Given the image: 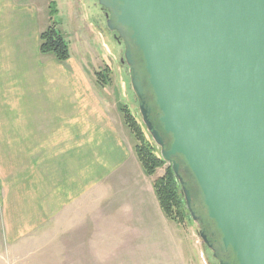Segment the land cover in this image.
Listing matches in <instances>:
<instances>
[{
  "label": "crops",
  "instance_id": "1",
  "mask_svg": "<svg viewBox=\"0 0 264 264\" xmlns=\"http://www.w3.org/2000/svg\"><path fill=\"white\" fill-rule=\"evenodd\" d=\"M53 1L0 0V264H125L168 217L118 107L72 49L41 52Z\"/></svg>",
  "mask_w": 264,
  "mask_h": 264
},
{
  "label": "water",
  "instance_id": "2",
  "mask_svg": "<svg viewBox=\"0 0 264 264\" xmlns=\"http://www.w3.org/2000/svg\"><path fill=\"white\" fill-rule=\"evenodd\" d=\"M98 3L193 220L211 222L237 264H264V0Z\"/></svg>",
  "mask_w": 264,
  "mask_h": 264
},
{
  "label": "rangeland",
  "instance_id": "3",
  "mask_svg": "<svg viewBox=\"0 0 264 264\" xmlns=\"http://www.w3.org/2000/svg\"><path fill=\"white\" fill-rule=\"evenodd\" d=\"M61 19L67 25L65 30L68 33H65V31L64 33L71 38L70 45L76 63L85 66L87 72L90 73L88 77L91 76V79L93 78V81L98 83L100 89H104V100L108 101L107 103L112 105L113 109L118 107L121 116L120 104L129 107L141 124L146 138L155 147V152L161 155V148L154 141L143 122L138 98L132 86L129 67L126 62H120L122 56L120 53L123 46L118 44L108 31L106 27L107 17L98 0H63V5L59 4V9L56 7L52 22L58 26L57 23L61 22ZM60 28L63 30L62 25H60ZM65 34L63 35L65 36ZM103 71H105L104 73L109 72L108 77H102L99 74ZM105 79L108 80L105 81ZM121 90L125 95L124 100H121L122 102L116 99L119 97ZM107 109L109 110L108 107ZM110 112L113 113V110ZM125 130L135 147L136 137L127 125ZM170 165L171 163L166 162L164 167L157 170L155 176H163ZM186 212L183 223H178L166 217V220H161V217H159V221L155 219L152 223L156 226V229H153L151 234H143L139 239L132 241L134 244L140 242V245L143 244L147 250L141 251L143 256L141 254L140 256L135 255L134 259H132L133 252L122 253V258L129 259L126 260L125 264H210L212 254L204 246L203 239L198 231L199 227L193 221L190 211L186 210ZM44 248L45 246L39 251L42 256L49 253ZM27 259L24 258L22 263H26ZM37 261H39L38 264H61L60 259L55 258L47 261L40 259Z\"/></svg>",
  "mask_w": 264,
  "mask_h": 264
},
{
  "label": "trees",
  "instance_id": "4",
  "mask_svg": "<svg viewBox=\"0 0 264 264\" xmlns=\"http://www.w3.org/2000/svg\"><path fill=\"white\" fill-rule=\"evenodd\" d=\"M56 4L50 5L51 16L56 13ZM41 52L43 54L53 55L58 61L66 62L71 58V47L69 40L57 29L54 22L41 34ZM99 72L104 77L107 73ZM108 79H105L107 81ZM120 111L126 125L131 129L132 134L136 137L135 152L145 170L153 176L159 168L165 166L166 161L161 155L155 152V147L146 138L145 132L136 116L131 112L128 106L120 104ZM154 187L160 201L161 207L166 216L178 223H183L186 218L187 208L184 194L178 178L176 177L172 165L166 169L163 176L154 180Z\"/></svg>",
  "mask_w": 264,
  "mask_h": 264
},
{
  "label": "flooded vegetation",
  "instance_id": "5",
  "mask_svg": "<svg viewBox=\"0 0 264 264\" xmlns=\"http://www.w3.org/2000/svg\"><path fill=\"white\" fill-rule=\"evenodd\" d=\"M103 10H104L105 15L107 17V10L106 9H103ZM107 19H108V17H107ZM106 27L108 29L107 24H106ZM108 31L111 33V35L117 41V43L123 46V50L120 53V54H122V56L120 58V62L121 63L126 62V64L129 67L130 75L132 77V73H133L132 66L129 64V61L126 58L127 45H126V42H125L124 38H122L120 36L118 30H112L111 31V30L108 29ZM133 59L135 61V65L134 66H135L136 71L141 73V67L142 66H141V60H140V56L138 54V51L133 50ZM147 100H148V98H147ZM138 104H139V107H140L139 99H138ZM196 223H197V225L199 227V229H198L199 233L201 231H203L207 235V239L206 240H204L203 238L202 239H203L204 246H206L210 250V252L212 254L211 263H210V261H209V263L210 264H237L236 258L233 255V252L230 250V248L226 249L222 245L220 236L217 234V231L215 230L213 224L211 222H209L207 219L202 218V217H200L199 221L196 222Z\"/></svg>",
  "mask_w": 264,
  "mask_h": 264
}]
</instances>
